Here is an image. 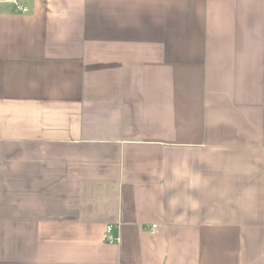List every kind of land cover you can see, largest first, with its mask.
<instances>
[{
  "label": "crops",
  "instance_id": "crops-1",
  "mask_svg": "<svg viewBox=\"0 0 264 264\" xmlns=\"http://www.w3.org/2000/svg\"><path fill=\"white\" fill-rule=\"evenodd\" d=\"M0 264H264V0H0Z\"/></svg>",
  "mask_w": 264,
  "mask_h": 264
},
{
  "label": "built area",
  "instance_id": "built-area-1",
  "mask_svg": "<svg viewBox=\"0 0 264 264\" xmlns=\"http://www.w3.org/2000/svg\"><path fill=\"white\" fill-rule=\"evenodd\" d=\"M19 8L22 12L26 11V8L23 6H19ZM111 230H112V226H107L104 236H103L104 240L110 243L117 240V238H114V236L112 235Z\"/></svg>",
  "mask_w": 264,
  "mask_h": 264
}]
</instances>
